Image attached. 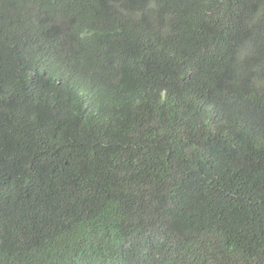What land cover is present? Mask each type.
I'll use <instances>...</instances> for the list:
<instances>
[{"label": "trees", "instance_id": "obj_1", "mask_svg": "<svg viewBox=\"0 0 264 264\" xmlns=\"http://www.w3.org/2000/svg\"><path fill=\"white\" fill-rule=\"evenodd\" d=\"M0 264H264V0H0Z\"/></svg>", "mask_w": 264, "mask_h": 264}]
</instances>
